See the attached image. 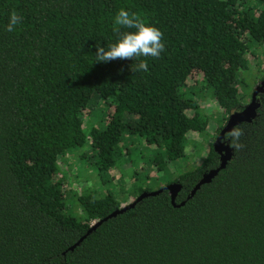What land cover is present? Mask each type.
Returning a JSON list of instances; mask_svg holds the SVG:
<instances>
[{
    "label": "trees",
    "instance_id": "1",
    "mask_svg": "<svg viewBox=\"0 0 264 264\" xmlns=\"http://www.w3.org/2000/svg\"><path fill=\"white\" fill-rule=\"evenodd\" d=\"M121 8L163 33L160 57L140 58L147 71H132L135 59L96 62V47L118 39ZM13 10L23 19L9 32ZM258 51L264 57V0H0V264H264V96L252 121L225 134V167L187 198L220 163L213 142L245 105L244 73ZM199 89L220 112L206 155L173 180L184 204L163 188L70 249L121 202L83 195V216L66 213L59 161L66 166L67 153L88 145L78 163L91 157L101 174L117 152L130 154L135 137L155 146L159 169L183 158L189 135L211 125ZM99 99L108 108L103 126L86 120ZM144 190L152 191L140 188L131 202Z\"/></svg>",
    "mask_w": 264,
    "mask_h": 264
},
{
    "label": "rangeland",
    "instance_id": "2",
    "mask_svg": "<svg viewBox=\"0 0 264 264\" xmlns=\"http://www.w3.org/2000/svg\"><path fill=\"white\" fill-rule=\"evenodd\" d=\"M260 53L261 51H258L257 58L253 60L250 72L248 74L244 73L247 88L243 90L244 96L240 99V103L246 104L249 102L250 98L248 95L252 93L254 86L259 83L262 75H264V57L259 55ZM258 70H261L259 75ZM255 77L257 78L255 79ZM202 83V77L198 75L195 87L197 85L200 86ZM197 93H200L199 102L201 109H203L202 111L208 117L211 125L205 133L189 135L190 139L185 156L176 161L161 164V169L157 167V164H153V157L158 150L155 146L147 145L142 137H135L133 140L135 145L131 149L130 154L117 152L115 166L101 174L100 170L94 166V161L91 157L88 159L84 157L78 163L79 153L86 155L89 148L88 145L79 149V153L76 151L67 153V165L64 166V162L61 163L60 161L58 163L59 174H61V180L65 186V212L77 218L83 216V210L79 202V197L83 195L102 198L111 194L115 200L121 202V205H125L131 202L140 188L156 190L173 182L175 178L183 173L196 168L206 155L208 149L207 140L213 137V123L216 120L212 114L220 112L219 106L215 98L209 94L210 92L199 89ZM197 93H194L195 98L198 95ZM187 95L190 94L188 93ZM89 110L91 112L86 119L88 123L103 126L105 114L108 112L106 104L99 99ZM219 122L218 124H221ZM75 167L77 176L72 178L73 168Z\"/></svg>",
    "mask_w": 264,
    "mask_h": 264
},
{
    "label": "clouds",
    "instance_id": "3",
    "mask_svg": "<svg viewBox=\"0 0 264 264\" xmlns=\"http://www.w3.org/2000/svg\"><path fill=\"white\" fill-rule=\"evenodd\" d=\"M23 17L15 10L10 13L7 31H15L16 26L21 23ZM115 25L119 26L114 29L118 34L115 43L108 45L107 50L103 46L96 47V62H109L113 60H138L137 70H148L146 59L141 57L159 58L165 50L163 42V33L154 25L146 23L145 20L136 13H129L121 8L114 17ZM120 28L135 29V31L121 32ZM239 129L235 130L232 135L239 137Z\"/></svg>",
    "mask_w": 264,
    "mask_h": 264
},
{
    "label": "water",
    "instance_id": "4",
    "mask_svg": "<svg viewBox=\"0 0 264 264\" xmlns=\"http://www.w3.org/2000/svg\"><path fill=\"white\" fill-rule=\"evenodd\" d=\"M262 94L264 96V78L257 83L253 91L251 93V99L248 103L242 106L239 110H234L231 113L228 114V117L226 119L225 124L220 129L218 135L216 136L214 142H213V149L219 154V160L220 163L215 168H210L208 171L204 172L199 179V181L194 185V187L191 189L190 193L187 195V198H190L194 195L196 190L204 183L209 182L217 173L218 171L225 167L227 161L232 156V148L228 142V140L225 138V134L227 132H231L236 125H239L242 122H250L252 121L258 114V109L261 106V101L258 98V95ZM165 188L168 190L171 202L173 205L179 206L184 204L185 201H181L180 204H176L175 198L177 193L182 188V184L178 181L171 182L166 184L164 187L152 190V191H142L132 202L127 203L125 205H121L120 207L114 209L109 214L104 216L103 218L95 221L86 231V233L80 237L72 246H70V249H73L76 245L80 243V241L93 229H95L99 224H101L103 221L107 220L108 218H111L115 216L118 213L123 212L124 210L131 208L135 205V203L142 198L149 196V195H155L162 191V189Z\"/></svg>",
    "mask_w": 264,
    "mask_h": 264
},
{
    "label": "flooded vegetation",
    "instance_id": "5",
    "mask_svg": "<svg viewBox=\"0 0 264 264\" xmlns=\"http://www.w3.org/2000/svg\"><path fill=\"white\" fill-rule=\"evenodd\" d=\"M261 97H263V95L262 94H259L258 95L259 100L261 99Z\"/></svg>",
    "mask_w": 264,
    "mask_h": 264
}]
</instances>
